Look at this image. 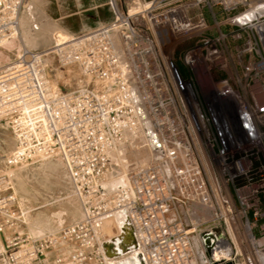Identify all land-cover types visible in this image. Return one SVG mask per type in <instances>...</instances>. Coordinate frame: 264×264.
<instances>
[{"label":"built area","instance_id":"obj_1","mask_svg":"<svg viewBox=\"0 0 264 264\" xmlns=\"http://www.w3.org/2000/svg\"><path fill=\"white\" fill-rule=\"evenodd\" d=\"M23 3L0 0V49ZM105 4L112 20L0 67L5 167L58 160L81 209L35 235L0 170V264H115L118 214L143 264H264V0ZM49 57L84 82L62 91Z\"/></svg>","mask_w":264,"mask_h":264},{"label":"rangeland","instance_id":"obj_2","mask_svg":"<svg viewBox=\"0 0 264 264\" xmlns=\"http://www.w3.org/2000/svg\"><path fill=\"white\" fill-rule=\"evenodd\" d=\"M121 1L128 3L131 0ZM87 3H90V0H24L23 8L19 13L18 34L0 49V67L12 60L17 50L22 46L20 45L21 41L25 48L42 51L55 42L73 35L75 32H69L64 24L75 26L78 22L77 18H67L65 23L64 20L57 19V17L77 11ZM98 9L100 10L97 13L94 10L84 13L82 21L85 25L78 31L113 19L107 4ZM48 62L50 63L48 69L50 78L62 91L84 82L85 78L81 75L78 66H60L57 60L52 57H49ZM138 143H134L135 149L127 150L128 152L124 156L126 160H134L133 153L139 154L140 157L147 153ZM13 148V135L9 128L0 122V170H7L11 177L13 190L19 204L26 211L28 228L35 235H40L79 219L80 205L77 199L71 196V186L62 164L56 159H47L33 164L5 167L3 159ZM122 158L119 157L120 160ZM107 220L105 224L108 229L102 230V232H106L105 234L111 237V234L117 233L118 230L113 219ZM133 256L126 255L119 258L118 264H122L124 259ZM117 258L113 259L116 261Z\"/></svg>","mask_w":264,"mask_h":264},{"label":"bare ground","instance_id":"obj_3","mask_svg":"<svg viewBox=\"0 0 264 264\" xmlns=\"http://www.w3.org/2000/svg\"><path fill=\"white\" fill-rule=\"evenodd\" d=\"M20 43H21L20 45H22L21 47H24L22 41ZM133 154H134V157H133L134 160L143 162L147 159L146 154L141 156V157L137 153H133ZM107 219H113V221L116 224V228L118 231L115 234L114 233L111 234L112 244H111V246H109L106 253L108 255H114V256L118 257L115 261V263L118 264V262H119L118 259L126 256V254H127L126 252H127L128 248L130 247L129 230L127 227L128 226V220H127V217L125 215H118L115 218H113V217L106 218L103 220L102 228H101L102 230L108 229L106 224H105V221ZM114 222H112V223H114ZM127 256H129V257L133 256V257L128 258V259L127 258L124 259L122 261L123 262L122 264H134V263L135 264L136 263L143 264L135 254L131 253V254H127ZM209 261H210V263H215L216 256L212 255Z\"/></svg>","mask_w":264,"mask_h":264},{"label":"crops","instance_id":"obj_4","mask_svg":"<svg viewBox=\"0 0 264 264\" xmlns=\"http://www.w3.org/2000/svg\"><path fill=\"white\" fill-rule=\"evenodd\" d=\"M105 3H106V0H90V3H87L85 5L83 4L79 10L72 11V12H69L63 15H59L57 19H62L64 20L63 22H65L68 20L67 18L69 19H72L74 17L77 18L78 22L75 24V26L64 24L65 28L69 32H76L85 25L83 24V21H82V19L84 18V13L87 12L88 10H94V12L97 13V11L100 10L98 8L104 5Z\"/></svg>","mask_w":264,"mask_h":264},{"label":"water","instance_id":"obj_5","mask_svg":"<svg viewBox=\"0 0 264 264\" xmlns=\"http://www.w3.org/2000/svg\"><path fill=\"white\" fill-rule=\"evenodd\" d=\"M118 215H123V214H118ZM117 215V216H118ZM116 217V216H115ZM128 230H129V237H130V247L128 248V250H127V252L126 253H128V252H130V251H132L133 249H135V247H136V244H135V241H134V237H133V233H132V230H131V227H130V224H129V222H128ZM111 244H112V239L110 238L109 240H107L106 242H104V244H103V251H104V254H105V256L107 257V258H111V259H113V258H116V256H114V255H108L106 252H107V249L109 248V246H111ZM116 264V263H115Z\"/></svg>","mask_w":264,"mask_h":264}]
</instances>
